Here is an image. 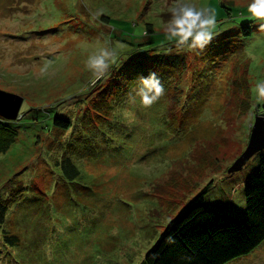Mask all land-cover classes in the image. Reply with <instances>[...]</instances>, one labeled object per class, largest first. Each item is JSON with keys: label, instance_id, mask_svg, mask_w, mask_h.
<instances>
[{"label": "rangeland", "instance_id": "374dc122", "mask_svg": "<svg viewBox=\"0 0 264 264\" xmlns=\"http://www.w3.org/2000/svg\"><path fill=\"white\" fill-rule=\"evenodd\" d=\"M196 2L219 25L202 52L167 39L164 0H0V90L23 99L16 120L0 117L16 132L0 154V264H142L205 188V208L244 211L260 154L227 169L264 117L253 92L264 80L262 22L249 0ZM98 41L124 47L93 83L85 62ZM153 72L164 95L149 108L130 104ZM96 102L114 108L108 124L92 122ZM54 118L72 124L53 127ZM64 156L81 178L64 180L55 165ZM227 264H264V242Z\"/></svg>", "mask_w": 264, "mask_h": 264}, {"label": "trees", "instance_id": "16d2710c", "mask_svg": "<svg viewBox=\"0 0 264 264\" xmlns=\"http://www.w3.org/2000/svg\"><path fill=\"white\" fill-rule=\"evenodd\" d=\"M243 34L250 32L244 30ZM92 110L96 115L92 122L97 121L98 125L108 124L109 117L115 114L114 108L101 102H96ZM71 124L68 119L61 118H54L52 122L53 127L64 130ZM15 139L16 132L10 123L1 119L0 154L5 153ZM259 154L258 169L245 185L242 213L228 214L231 212L225 209L205 208V188L167 224L145 254L142 264H227L249 255L261 245L264 242V149ZM55 165L64 180L73 182L81 178L79 166L70 157L64 156ZM6 216L7 204L0 203V227L6 223ZM2 233L3 240L13 245L16 243L13 241H18L16 236Z\"/></svg>", "mask_w": 264, "mask_h": 264}, {"label": "clouds", "instance_id": "9594fccd", "mask_svg": "<svg viewBox=\"0 0 264 264\" xmlns=\"http://www.w3.org/2000/svg\"><path fill=\"white\" fill-rule=\"evenodd\" d=\"M168 15L163 30L167 39L176 47L188 51H203L215 37L219 35L216 13L208 7L198 6L196 0H164ZM247 13L252 20L262 22L260 28L264 31V0H249ZM124 45L117 43L115 47L107 41L97 42L95 48L86 60V69L94 77L93 83L110 75L111 68L117 64L118 51ZM139 87L135 95L129 98L130 104L139 103L149 108L164 95V86L156 73L139 77ZM253 92L258 103L264 102V80L256 82Z\"/></svg>", "mask_w": 264, "mask_h": 264}, {"label": "water", "instance_id": "95a60500", "mask_svg": "<svg viewBox=\"0 0 264 264\" xmlns=\"http://www.w3.org/2000/svg\"><path fill=\"white\" fill-rule=\"evenodd\" d=\"M22 97L0 90V117L15 120L19 114ZM264 149V117L256 116L251 127L247 146L241 155L229 167V173L240 170L256 153Z\"/></svg>", "mask_w": 264, "mask_h": 264}]
</instances>
